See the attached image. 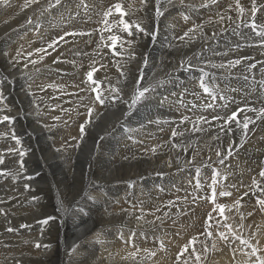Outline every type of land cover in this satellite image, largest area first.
I'll return each mask as SVG.
<instances>
[{
  "label": "bare ground",
  "instance_id": "bare-ground-1",
  "mask_svg": "<svg viewBox=\"0 0 264 264\" xmlns=\"http://www.w3.org/2000/svg\"><path fill=\"white\" fill-rule=\"evenodd\" d=\"M25 2L10 0L11 7H0V172L5 173L0 175V264H204V259L209 264H229L219 247L212 256L215 230L239 244L240 239L255 238L248 234L252 218L246 220L248 215L242 211L245 216L239 231L236 224L241 216L237 213L233 221L236 232L232 233L240 239L228 234L227 224L214 221L209 232L212 255L207 258V249L196 244L201 239L194 237L201 233L205 205L186 214L188 218L178 224L174 219L180 215L178 208L188 207L181 197L186 193L182 178L189 176L191 180L199 170L204 185L208 176L205 166L213 164L219 174L216 200L221 191L237 190V196L252 191L251 175L259 170L264 156L257 152L264 151V118L241 112V118H251L255 123L249 124L242 139L233 140L229 130H210L216 124L179 123L178 114L188 110L184 98L201 89H196V80L195 86L192 84L194 76L201 82L202 75L203 81H209L219 93L243 91L232 95L236 98L231 104L230 100L222 102V108H227L225 115L239 112L243 105L264 109V95L258 97L263 84L252 75L239 73L241 69L235 73L218 67L226 59L240 60L242 65L258 60L264 65V57L254 47V32L244 27L253 19L251 0H240L244 15L236 8V0H218L208 7H200L208 0H184L183 4L180 0H172V4L162 0L159 6L149 0L147 8L140 0H61L58 5L51 0L55 7H49V0H39L21 11ZM117 3L129 13L126 21L141 23L155 33V38L136 33L134 28L129 36L121 30L122 25H114L115 36L121 38L116 48L119 55L114 56L109 39L113 35L101 32L116 22L108 16L106 25L104 13L115 12L112 6ZM156 7H162V16L154 15ZM254 19L257 25H264V10ZM70 31L89 34L59 40ZM49 43H54V49L48 48ZM54 59L61 60L53 65ZM33 60L37 62L33 64ZM205 60L214 71L205 70ZM93 68L99 71L93 73L97 83L91 85L84 82L87 76L83 74ZM138 77L141 84L136 82ZM251 81L258 84L255 98L246 88ZM47 86L52 95L46 91L40 94ZM93 86L97 89L92 93ZM149 86L145 97L131 106L137 89ZM112 88L119 95L114 104L117 93ZM97 94L105 100L104 105L96 100ZM53 97L56 99L52 101ZM5 115L11 123L3 121ZM85 118L84 127L81 122ZM240 129L243 133L242 126L235 130ZM233 144L244 147L227 156L234 152L235 148H229ZM217 151L227 157L223 163ZM248 201L243 200L251 205ZM253 212V219L258 217L256 243L249 244L257 252L252 260L247 259L248 264H256L257 257L264 259V251L258 252L264 242V222L256 210ZM45 219L48 223H41ZM8 227L14 231H6ZM193 237L187 253L175 249ZM158 242L161 247H157ZM242 246H238L242 252L248 250Z\"/></svg>",
  "mask_w": 264,
  "mask_h": 264
},
{
  "label": "rangeland",
  "instance_id": "rangeland-1",
  "mask_svg": "<svg viewBox=\"0 0 264 264\" xmlns=\"http://www.w3.org/2000/svg\"><path fill=\"white\" fill-rule=\"evenodd\" d=\"M114 13V14H113ZM118 17H119V15L118 14H116L115 12H112V15H110L109 16V18H112V19H116V22H114V23H112V24H110V27H111V31L109 32L108 30H105V32H108V33H105L104 32V30L101 32V34H104V35H115V34H118V33H115V32H113V26L114 25H120L119 24V21L117 20L118 19ZM61 23H63V21H61ZM65 24H66V22H64ZM70 32H74V31H70ZM89 34V33H88ZM87 34V32H86V34L85 35H88ZM100 33H99V35H101ZM85 35H81V36H85ZM254 36H253V38L255 39L254 40V42H256V45L254 46L255 48H257L259 51H260V55L259 56H261V57H264V53H262L261 51V49H264V38H262V37H259V36H257L255 33L253 34ZM63 36H65V37H69V36H66L65 34H63ZM259 41V42H258ZM262 53V54H261ZM222 56H224V55H222ZM260 57V58H261ZM203 58H206V56H204ZM61 60V59H54V61H53V65H55V64H59V61ZM145 61L147 60V58H145L144 59ZM207 60V59H206ZM206 60L204 61V67H205V70L207 71H211V69L213 70V68L211 67V63L209 64V65H207L208 64V62H206ZM230 61H232V59H226V60H224V65H228L229 64V62ZM92 62V61H91ZM255 64L256 65V67L255 68H251V69H249V65H251V64ZM253 63H249V64H238V65H236L235 67H225V68H227L228 69V71L229 72H235V73H237L240 69H241V71L242 72H239V73H243L244 75H245V77H250V76H248V75H252L251 76V78H253L255 81H259L261 84H263V85H261L262 86V88H261V90L262 91H264V72H261V68L262 67H264V65H262L261 63H259V61L258 60H256L255 62H253ZM260 64V65H259ZM88 65V64H87ZM27 66V65H26ZM239 66V67H238ZM225 68H223V71H224V69ZM237 70V71H236ZM248 70V71H247ZM214 71V70H213ZM36 72H39L38 70L36 71ZM89 71H88V69H87V71H86V73H88ZM238 73V74H239ZM60 75L61 76H65V74L64 73H60ZM70 76V75H69ZM86 76H87V74H83V77H85L86 78ZM195 78L193 79L194 81V83L192 84L193 86H195V82L197 81H199L197 78H196V76H194ZM60 78H58L57 80H59ZM196 80V81H195ZM84 82L85 83H89V81H88V79L86 78L85 80H84ZM196 82V89H198V87L200 86V81L197 83ZM205 84H206V86H208L209 87V89L210 90H212V91H216L215 89H213L214 88V86H212V84L211 83H209V81H207V82H204ZM90 84L92 85L93 83H91L90 82ZM245 84V83H244ZM210 85V86H209ZM245 85H247V84H245ZM257 83L255 82H252L251 81V83H249V85H247L246 86V88H247V90H248V93H249V95L250 96H252V97H254L255 98V88L257 87ZM253 86V87H252ZM94 87V86H93ZM95 89H97L96 87H94ZM199 90V92L196 94L195 92H193L192 94L194 95V97H197L199 94H200V92H201V89H198ZM46 91V92H45ZM50 91H52V89H51V87L50 86H47L45 89H44V91H40L39 93L40 94H42V93H47L48 92V95H52V92H50ZM84 92V91H83ZM91 92L93 93V90H91ZM218 94H219V97H221V96H223V97H225V99L224 100H220L219 99V97H217V99L216 100H212V99H208V102H207V104H206V106L209 104V103H212L214 106L212 107V108H205V110H204V112H200V111H198V109L195 107L196 106V102H195V98L194 97H192L190 100H186V102H188L187 104H188V110L187 111H185V112H182V113H179V112H177V114H178V116L180 115V117H181V119L182 118H186L187 117V119H185L184 120V122L182 123V124H184V125H188L189 123L188 122H194V123H203L204 125H208V124H212V125H215V126H213V127H211L210 128V130H212V129H216V130H220V131H222V132H225V131H227V130H231V133H232V138H233V140H236V139H242V134H244V132L242 133V131H241V129L239 130V131H236L235 129L237 128V126L234 124V123H230V127H225L223 130H222V128H221V125L223 124V121H221V120H216V121H213L212 120V117L211 116H215V115H217V114H219V115H221V116H226L224 113H226L225 111H226V109L227 108H222L223 107V103L222 102H224V103H227L229 100H230V104L232 103L231 101L234 99V98H236V96H232L233 94H238L239 92H243L242 90H239L238 91V89L237 90H232V91H230V92H227V90H226V92H218V91H216ZM190 96H191V93L189 94ZM195 95H197V96H195ZM231 95V96H230ZM228 96H230L229 98H227ZM189 97V96H188ZM259 98H263V95H261V94H259V96H258ZM171 98H172V100H174V103H175V105L177 106V107H179V108H183L182 106H181V103L179 102V101H177V99L175 98V97H173V96H171ZM203 98H207V96L206 95H203V94H200V99H203ZM232 98V99H231ZM56 98H54L53 97V99L51 98V100L53 101V100H55ZM213 101V102H212ZM219 101V102H218ZM237 102H239V103H241V104H247L248 102H243V101H238L237 100ZM243 102V103H242ZM179 103V104H178ZM239 103H237V105L238 106H235V108L236 107H239ZM222 104V105H221ZM235 104V102L232 104V105H234ZM236 105V104H235ZM244 107H241V109H244V114L245 113H248V114H250V115H255L257 112L256 111H247V108H250V106L249 105H243ZM220 109V108H222V109H220L219 111H217V110H215V109ZM193 109V110H192ZM240 109V110H241ZM235 110V109H234ZM239 110V116H238V119L242 122L243 121V119L244 118H241L240 117V113H241V111ZM192 111V112H191ZM195 111V112H194ZM206 111V112H205ZM221 111V112H220ZM223 111H224V113H223ZM183 113H185L184 115H183ZM200 113H204L203 115H200L199 116V114ZM212 113H214V114H212ZM191 114H193V116L191 115ZM212 114V115H211ZM196 115V116H195ZM206 115V116H205ZM190 118H189V117ZM257 116V115H256ZM199 117H207V119H208V121L209 122H207V124H206V122L204 121V120H201ZM195 119H197V120H195ZM85 120H86V118L81 122L83 125H84V127H85ZM188 120V121H187ZM195 120V121H194ZM201 120V121H200ZM178 121V120H177ZM179 121H181V120H179ZM178 121V122H179ZM84 122V123H83ZM179 123H181V122H179ZM186 123V124H185ZM191 126V125H190ZM242 126V125H241ZM84 127H81V128H83V129H85ZM233 127V128H232ZM235 127V128H234ZM191 129V128H190ZM239 129V128H238ZM233 130H234V132H233ZM239 132V133H238ZM253 135V132H251L246 138H245V143H243L244 145L246 144V142L247 141H249V139L251 138V136ZM244 145H241V147L240 146H235V144H233L232 146L230 145L229 146V148H235V150H234V152H232V156L235 154V152H239L240 151V149H242L243 147H244ZM240 147V148H239ZM155 148V146H151V149H154ZM258 153H263L264 154V151L263 152H261L260 150L259 151H257ZM261 161H259V170L256 172V173H252V179H254L255 181H256V183L255 184H253V180H252V182H251V184H250V187H252V191H251V189L249 190V191H247V192H244L242 195H239V196H237V190H234V191H232V192H228V193H230V195H228V196H220L219 197V200H216V198L215 197H217V192H216V187H217V182H218V179L217 178H219V174H218V172L216 173L215 171H216V167L214 168V166H213V164H208V165H206L205 167L207 168V174H208V176H207V179H206V182H205V184L203 185L202 183H200V185L202 186L201 188H198L197 189V187H195L194 186V182H195V180H201L200 179V176L198 175V172H197V170H196V173L194 174V177H192V179L194 180H189L191 177H183L182 178V182H183V184L182 185H184V188L186 187V193H182V196L181 197H183L186 201H187V204H188V207L187 206H185V207H182L183 209L185 208V213L183 212V213H180L183 209L182 208H178V210L177 211H179V212H177L176 211V213H179L180 215H178V216H180V217H176V218H174L175 220H176V223L178 224L179 222H181L182 220H186V218H188V216L186 215V214H190V213H192V212H194L196 209H198L200 206H201V204H204L205 205V207L203 208V212H205V217L203 218V220H202V222H201V228H200V231H201V233H199L198 235H196V236H194L195 237V239H197L196 237H198V238H200L201 240L200 241H197L196 242V244H199V245H201V246H204L206 249H207V251H208V254H207V258L208 257H210L211 255H212V250H211V248H212V243H211V237H209V235H208V233L210 232V229H211V227H212V223H214V221H217V220H219V221H221L222 223H224V225L225 224H227V225H229V226H231V229H232V231L231 232H228V234L229 235H232L231 237H236L235 235H233V233H234V231L236 232V228L234 229V225H235V223H233V221H234V219L236 218V215H237V213H239V216L238 217H242V215H243V217L245 216V213H243V212H246L247 213V215L249 216H246V220L247 219H251V221H250V225H251V229H250V231L248 232V234H249V236H253V237H255L256 238V236H255V232H254V230H255V226H256V224H257V219H258V217L256 218V220H254L253 219V216L255 215V213L253 212V211H257L258 212V214H259V219H261L262 220V222H264V208H261V206H260V204L258 203V201H260V200H264V178H261L260 176H259V173H260V171H261V169H264V164H262V163H264V156L260 159ZM262 162V163H261ZM261 164V165H260ZM208 166V167H207ZM211 168V169H210ZM199 169H202L201 167H199ZM213 172H211L210 170ZM255 170V169H254ZM214 174H215V176H214ZM217 174H218V176H217ZM255 174V175H254ZM216 177V178H215ZM186 178V179H185ZM184 179V180H183ZM257 179V180H256ZM188 181V183H187V181ZM251 180V179H250ZM186 181V182H185ZM192 181H193V183H192ZM223 181H225V180H223ZM185 182V183H184ZM259 184V185H258ZM210 185V186H209ZM252 185V186H251ZM254 185V186H253ZM202 188H204L205 190L204 191H202ZM240 189V188H239ZM256 190V191H255ZM206 191V192H205ZM263 192V193H262ZM232 193H235L234 195L232 194ZM216 194V195H215ZM231 195H233V196H231ZM245 195V196H244ZM235 196V197H234ZM262 196V197H261ZM186 197V198H185ZM193 197H195V199H193ZM250 197H252V199L250 198ZM188 198V199H187ZM235 198V199H234ZM238 198V199H237ZM245 199H248L249 201L247 202V203H250L251 205H249V204H247L246 205V202H243V200H245ZM189 200V201H188ZM193 200V201H192ZM216 200V201H215ZM228 200H229V202H228ZM234 200V201H233ZM240 201V203H239V206L235 203L236 201ZM223 203H222V202ZM178 202V201H177ZM199 203V204H198ZM195 204V205H194ZM242 204H243V206H242ZM208 205V206H207ZM221 205H223L224 207H225V211H224V214L223 215H221L220 214V211H219V207L221 206ZM253 205V206H252ZM190 206V207H189ZM196 206V207H195ZM235 206V207H234ZM245 206V207H244ZM247 206H248V209H249V207H251L249 210L247 209ZM207 207L209 208V210L207 209ZM233 207V208H232ZM253 207V208H252ZM182 209V210H181ZM189 209V211H187ZM214 209V210H213ZM228 209H231V211H229ZM235 209H236V211H235ZM242 209V210H241ZM244 209H245V211H244ZM246 209L248 210V211H246ZM207 210V211H206ZM253 210V211H252ZM216 211V212H215ZM228 211V212H227ZM233 211V212H232ZM237 211H239V212H237ZM243 211V212H242ZM251 211H252V213H251ZM207 212V213H206ZM211 212V213H210ZM214 212H215V215H214ZM230 212H232V214L230 213ZM249 213H251V215L252 216H250L249 215ZM187 216V217H186ZM235 216V217H234ZM256 216V215H255ZM173 217V216H172ZM180 218H182V219H180ZM179 219V220H178ZM221 219V220H220ZM233 219V220H232ZM244 219V218H243ZM243 219L241 218V220H240V222L238 223V224H236L239 228H238V230L239 231H241L242 229L240 228V224L241 223H243L244 221H243ZM226 222V223H225ZM222 225V224H221ZM242 225V224H241ZM253 225V226H252ZM260 226V229L262 230L263 228H262V226H261V224L259 225ZM171 229V228H170ZM233 232V233H232ZM254 232V234H252ZM231 233V234H230ZM251 233V234H250ZM208 235V236H207ZM215 235H216V242L214 243L215 244V248H213V255L212 256H214L215 254H214V252H215V250H216V248L219 250V248L220 249H222L223 251H225V254L228 256L227 258H228V260H229V264H248L247 262H249V260H247V259H251L253 256H251V251H249L250 250V248L249 247H245V245H243L242 246V249H248V250H243L244 252H242V250H240L241 249V247H238V246H240L241 245V243H239V244H234L235 242L233 241V240H231V241H229V239H227V240H222V239H220V236H219V230L217 229V230H215ZM136 236H139V235H136ZM194 237L193 238H191V239H189L188 240V242L183 246V244H181L182 245V247H181V245H178V246H176V248L175 249H177L178 250V252L180 253V252H182L183 250H184V252L185 253H187L188 251H189V249H190V247H189V249H187V247H188V245H191V243H192V241L194 240ZM255 238H249L247 241H248V243H256L255 242ZM219 239V240H218ZM260 239V238H259ZM161 240H163V239H161ZM203 240V241H202ZM202 241V242H201ZM224 241V242H223ZM160 242H162V241H160ZM123 242H121V244H122ZM202 243H203V245H202ZM257 243H259V242H257ZM160 243L158 242L157 243V247H161V244L159 245ZM221 246L222 244H224V245H222L221 247L219 246V245ZM232 244H234V245H232ZM187 245V246H186ZM211 245V246H210ZM261 245V250H259L258 252H260V251H264V250H262V249H264V242H262V244H260ZM131 246H133V244L131 243ZM180 246V247H179ZM207 246V247H206ZM230 246V247H229ZM237 246V247H236ZM184 247V248H183ZM219 247V248H218ZM233 247H234V249H233ZM224 248V249H223ZM235 248H237V249H235ZM240 248V249H239ZM126 249V248H125ZM162 249H163V247H162ZM180 249V250H179ZM183 249V250H182ZM185 249H187V251H185ZM238 249H239V252L241 253H239L238 252ZM217 250V251H218ZM237 250V251H236ZM229 251H232V252H229ZM183 252V253H184ZM203 252V251H202ZM234 252V253H233ZM230 253V254H229ZM181 254V253H180ZM236 254H237V256H236ZM247 254V255H246ZM178 256H179V254H177ZM231 255V256H230ZM245 255H246V257H245ZM178 256L176 257L177 259H178ZM182 256V255H181ZM189 256H192L191 254L189 255ZM230 258V259H229ZM240 258V259H239ZM185 258H182V260H184ZM204 260H206V261H208V262H206V261H203L204 262V264H209L210 262H209V260L208 259H204ZM252 260V259H251ZM253 260H255L254 258H253ZM185 261L187 262V258L185 259ZM236 261V262H235ZM188 263V262H187Z\"/></svg>",
  "mask_w": 264,
  "mask_h": 264
},
{
  "label": "snow or ice",
  "instance_id": "snow-or-ice-1",
  "mask_svg": "<svg viewBox=\"0 0 264 264\" xmlns=\"http://www.w3.org/2000/svg\"><path fill=\"white\" fill-rule=\"evenodd\" d=\"M218 2V0H208V3H203L200 5V7H208L209 4H216ZM33 3H39V0H26L25 4L21 7V11H23L24 8L26 7H29L31 6V4ZM61 3V0H55V4H60ZM140 3L141 5H143L145 8L149 7V0H140ZM162 3V0H155V4L157 6L161 5ZM167 3L168 4H172V0H167ZM180 3L183 4L184 3V0H180ZM3 6H7V7H11L12 4L10 3V0H0V7H3ZM49 7H55L54 4L51 3V0H49ZM115 10V13L119 15L120 17V20H119V24L122 25V31L127 33L129 36H132L133 35V32L131 31L132 28L135 29V32L136 33H141L143 32L144 35H151L153 36V38H155V33L154 32H149L148 30L144 29L142 26H141V23L139 22H136V21H132V22H128L124 19V17L126 15H128L129 13L125 12L124 9H123V6L120 4V3H117V4H114L112 6ZM236 8L238 9L240 15H244V12H245V9L241 6L240 4V0H236ZM261 10H264V2H261V0H251V8H250V13H251V17L253 18L252 19V22L251 23H248V22H245L244 23V27H248L251 29L252 32H254L257 36L259 37H262L264 38V25H257L255 23V17L257 16V13ZM164 13H163V10H162V7H156L155 9V13L154 15L156 17H160L162 16ZM112 15V11L109 10V11H106L104 13V16H105V20H104V23L107 25V17ZM221 19H223V17H221ZM31 21H29L30 23ZM5 23H7V21H5ZM240 25H237V27H239ZM258 28L260 30H258ZM107 30L110 32L112 29L111 27L109 26L107 28ZM189 31H193L192 29H190ZM86 33H76V32H68V33H65L66 36H76V35H85ZM188 33H185V36H187ZM65 39V36H60L59 37V40H64ZM109 39L111 40V45H110V50L112 51V55H119V52L116 51V48H117V45L118 43L120 42L121 38L120 37H117L115 35L113 36H110ZM180 39H184V37H180ZM55 43V42H54ZM54 43H49L48 44V48L50 49H54ZM122 50V49H121ZM39 51L41 52H46L45 49H40ZM17 55H19V53H17ZM131 58L132 59H135V55L132 54L131 55ZM41 59H43V57H41ZM37 61L33 60L32 63L35 64ZM55 62V61H54ZM241 61L240 60H235V61H230L228 65H224V64H221L219 65L218 67H221V68H225V67H235L236 65L240 64ZM213 67H217L215 65H213ZM256 65L255 64H251L249 65V69L251 68H255ZM199 71H201L203 73V69H198ZM96 71H99V69H95L93 68L92 71H89L87 73V78H88V81L93 83V84H96L97 81L93 79V73L96 72ZM261 72H264V67L261 68ZM123 75V73H121ZM7 79V78H5ZM141 80L142 78H137V84H141ZM200 80H201V83H200V87L203 89V92L209 96H211V99L214 101L217 99V97L215 95L212 94V92L210 91L209 87L206 86V84L204 83L203 81V75L200 77ZM0 83H2V81H0ZM93 91H96L95 88L92 89ZM151 90V87H139L137 89V93L135 96L132 97V103H131V106H134L136 105L137 103H139L144 97H145V94L148 93L149 91ZM113 93H117V90L115 88H112L111 90ZM119 98V95L117 93L116 97H114L112 99V103L114 104L116 99ZM220 100H224L225 97L221 96L219 97ZM96 100L99 102L100 105H104L105 104V100L101 97L100 94H97L96 96ZM123 102V101H122ZM214 105L212 103H209L206 107L207 108H212ZM224 107H227V104L224 105ZM89 114H91L92 112V109H89ZM241 112L244 111V109H241L240 110ZM247 111H256L257 112V119H261V118H264V109H254V108H248ZM238 116H239V113L238 112H232L230 115H226V116H221L219 114L215 115L212 117V120L215 121V120H221L223 121V124L221 125V128L222 130L225 128V127H229L230 123H235L237 128H240L241 127V124H242V128L244 130V134L247 135V132L249 130V124L250 123H255V121H253L251 118H245L243 120V122H241L239 119H238ZM187 119V118H182L181 119V123L184 122V120ZM201 120H204L205 122H209L207 117H200ZM3 121H8L9 123H11V118L7 115H5L3 117ZM82 131H83V128H82ZM229 135H231V130H229L228 132ZM3 135H6V134H3ZM173 137H175L177 135V133L175 132V130H173V133H172ZM13 138L15 139V137L13 136ZM17 143H19V141L17 140ZM231 151H229L227 153V156H231ZM24 153L23 152H20V156L23 157ZM216 155L217 157H220V160L219 162L220 163H223L224 162V159H226L227 157L224 156L222 157L221 156V153L219 151L216 152ZM3 161L0 160V163H2ZM191 163V161L189 162ZM21 167H23V165H21ZM199 171V170H197ZM5 173L3 172H0V175H4ZM215 176V174H214ZM259 176L261 178H264V169H261L260 173H259ZM256 181L253 180V184H255ZM197 188H199V184L196 185ZM220 196H228L230 195V193L228 192H224V191H221L219 193ZM193 199H195V197H193ZM238 206H239V203L240 201H236L235 202ZM258 203L260 204L261 208H264V200H260L258 201ZM229 211H231V209H228ZM219 211H220V214L223 215L224 214V211H225V207L223 205H221L219 207ZM3 213L0 212V215H2ZM249 215H251V213H249ZM243 219V216L241 217ZM139 219V217L137 218ZM41 223H44V224H47L48 223V220L45 219L43 221H41ZM226 227L229 228V231L231 232L232 229H231V226L229 225H225ZM23 227V225H22ZM6 231L8 232H13L14 229L12 227H8L6 229ZM209 237H211V233H208ZM220 238L222 240H227L228 237L226 235H224L223 233H220L219 234ZM237 239H240L239 237H235ZM240 243L242 245H247L248 247H250L252 249L251 251V256H256V252H257V249L255 247H253L251 244L248 243V241L244 240V239H240ZM37 248L41 247L40 244H36L35 245ZM185 251H187V249H185ZM150 255H154V253H150ZM247 255V254H246ZM179 258V257H178ZM197 260H199V256L196 257ZM256 264H264V259L260 258V257H257L256 258Z\"/></svg>",
  "mask_w": 264,
  "mask_h": 264
}]
</instances>
